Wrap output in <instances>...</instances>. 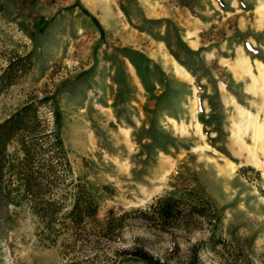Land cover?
I'll list each match as a JSON object with an SVG mask.
<instances>
[{
    "label": "rangeland",
    "instance_id": "obj_1",
    "mask_svg": "<svg viewBox=\"0 0 264 264\" xmlns=\"http://www.w3.org/2000/svg\"><path fill=\"white\" fill-rule=\"evenodd\" d=\"M3 72L0 122L37 105L64 153L49 225L0 212V264H264V0H0Z\"/></svg>",
    "mask_w": 264,
    "mask_h": 264
},
{
    "label": "trees",
    "instance_id": "obj_2",
    "mask_svg": "<svg viewBox=\"0 0 264 264\" xmlns=\"http://www.w3.org/2000/svg\"><path fill=\"white\" fill-rule=\"evenodd\" d=\"M30 61L31 56H27V62ZM11 73L3 72L1 81L10 84L15 76ZM36 114L37 105L23 104L0 122V212L9 203L19 205L25 202L35 215L49 225L59 210V204L54 198L55 190L58 189V176L52 160H61L63 142L58 132V120H55L52 145L56 152L42 157L41 143L28 137L33 133L31 122L36 119ZM15 137L20 139V155L8 152V145ZM73 187V201L67 219L77 226L93 216L96 206L88 188L83 185ZM150 261L152 264H160L158 260Z\"/></svg>",
    "mask_w": 264,
    "mask_h": 264
}]
</instances>
